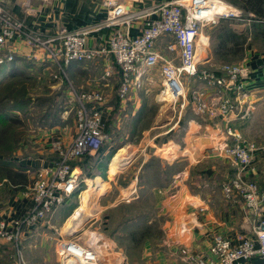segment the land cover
<instances>
[{
  "label": "built area",
  "instance_id": "2783aa9c",
  "mask_svg": "<svg viewBox=\"0 0 264 264\" xmlns=\"http://www.w3.org/2000/svg\"><path fill=\"white\" fill-rule=\"evenodd\" d=\"M103 5L108 13L100 22L44 32L30 27L23 18L0 3V61L14 60L15 48L21 42L29 48L30 57L49 62L55 72L68 77L67 68L71 64L104 57L111 61L105 69V78L119 70L121 105L140 85L145 73L159 67L162 76L159 100L168 101L179 118L188 108L196 114L210 113L213 107L209 97L212 92H217L220 95L218 111L229 122L235 97L244 88L249 70L243 63L225 64L221 70L201 66L208 58L204 29L233 12L226 0H170L140 9L118 0H105ZM139 20L141 32L134 34L132 29ZM103 29L109 31L106 41L91 45V34ZM164 37L169 40L163 51L158 42ZM65 93L74 113L72 141L66 143L61 138H51L50 146L58 158L54 166L43 167L34 179L31 207L20 217L0 218V243L11 244L13 264H30L24 254L23 242L49 216L67 205L84 182H88L89 173L96 172V167L110 152L104 151L106 142L115 143L112 149L116 147V134L105 131V94L98 89L88 90L75 85L67 87ZM222 149L239 169L237 176L222 183L223 195L227 200L239 197L244 207L256 214L258 221L252 232L240 235L237 242L219 235L206 253L182 252L190 255L188 260L195 264H234L256 255L264 264V216L261 214L264 186L243 177L246 172L255 170L254 153L258 145L243 139L233 126L228 125ZM86 155L95 159L83 166L81 162ZM61 243V264H98L101 254L94 244L81 243L75 238Z\"/></svg>",
  "mask_w": 264,
  "mask_h": 264
},
{
  "label": "crops",
  "instance_id": "0c3cea01",
  "mask_svg": "<svg viewBox=\"0 0 264 264\" xmlns=\"http://www.w3.org/2000/svg\"><path fill=\"white\" fill-rule=\"evenodd\" d=\"M118 1L126 2L134 9H140L170 0ZM104 2L105 0H0V3L23 18L30 27L44 32L80 28L100 22L108 13ZM227 2L233 8V12L221 18L228 19L229 28L240 35L237 37L240 42L236 46L238 56L225 60L227 62L214 60L215 42L212 34L221 18L217 23L206 26L204 35L208 55L205 63L211 64L210 69L221 70L225 64L243 63L249 70L244 88L235 97L229 122L222 118L218 111L220 95L217 92H212L209 97L213 107L210 113L195 115V112L188 108L183 116L186 123L185 128L183 127L184 133H181L179 138H169V141L163 142L162 146L157 148L145 146L138 166V172L141 170L144 177L142 184L140 182L139 185L132 186L133 196L126 201L127 212L136 208L131 213L139 217L138 221L141 220L144 229L157 228L165 231L159 243L155 241V244H152L151 238L146 239L144 243L146 248L159 246L155 254L164 262L176 264L179 261L177 255L181 258L183 250L192 254L206 253L213 239L219 235L237 242L240 235L252 232L258 221L256 214L248 211L239 197L227 200L223 195L222 183L237 176L239 169L224 154L222 148L226 143L228 125L233 126L243 139L255 142L258 145L254 153L255 170L246 172L243 177L256 180L264 186V17L259 16L255 10L243 8L242 3L236 4L232 0ZM139 22L140 20L132 29L134 34L141 32ZM108 34V29L95 31L91 34L89 43L100 45L106 41ZM168 40V37L159 40L158 47L164 51ZM231 46L232 42H227L226 51L234 53L229 50ZM15 49L14 63L21 64L27 59L40 63L30 57L29 48L23 43L18 42ZM110 62L101 57L93 61L73 63L77 67L69 66L68 73L70 77L77 79L78 87L103 90L107 98L105 116L107 118L114 116L116 120V124H113L115 135L120 133L118 128L123 123L120 121H124L126 115L131 117L133 122L137 119L142 104L140 90L150 78H145L144 75L140 85L132 90L126 103L121 105L118 97L119 70L116 69L111 77H104L105 69ZM43 63L40 64L44 65ZM153 69L160 72L159 67ZM148 127L142 132L144 133ZM64 130H66L64 127L61 129L58 126L48 130L40 129L30 136L31 144L23 142L17 144L15 158L0 159V168L10 166L12 170L11 177L7 173L0 174V218L20 217L31 207L30 194L34 179L43 167L54 166L58 158L50 146L51 138L61 134L60 137L63 136L66 143L72 141ZM120 139L123 141V138ZM131 143L134 142L122 145ZM117 153L111 156L112 159L109 157L111 160L108 166H114L119 158L116 157ZM88 192L84 193L87 197ZM81 197L84 201L83 193ZM131 202H135L132 208L129 206ZM138 203L143 204L139 211L136 207ZM122 210L120 204L112 207L114 215L121 214ZM131 213L129 214L132 217ZM261 214L264 216V203ZM127 222H132V218ZM154 223L162 225L155 227ZM47 224L36 227L35 231L43 229V225L48 227ZM30 239L31 237L27 238L28 242L24 246L27 261L30 264L46 263L48 258L45 253L39 256V260L32 257L34 247L38 246V250L41 251L43 245L29 244ZM113 239L117 241L116 238ZM31 249L33 251L30 256ZM148 249L150 254L153 253L151 247ZM185 257L188 259L186 255ZM13 263L14 251L11 244L1 242L0 264ZM234 264L262 263L260 257L256 255L250 259L238 260Z\"/></svg>",
  "mask_w": 264,
  "mask_h": 264
},
{
  "label": "rangeland",
  "instance_id": "374dc122",
  "mask_svg": "<svg viewBox=\"0 0 264 264\" xmlns=\"http://www.w3.org/2000/svg\"><path fill=\"white\" fill-rule=\"evenodd\" d=\"M37 61L44 62V65L31 59L24 60L21 64L20 62L14 63L12 60L10 63L15 64L16 68L10 69L9 62L0 61V140L4 139L5 142L0 144V159L15 158L17 144L20 142L31 144L30 136L40 129L48 130L57 126L62 129L64 127L69 139H73L75 135L74 113L66 99L65 89L70 85L77 86V79L70 77L69 67L67 68L68 77L65 76V78L62 72L52 71L54 66L46 68L45 66H51L49 62ZM71 65L77 67L75 64ZM201 66L206 69L212 68L211 64L205 62ZM144 77H149L150 81H146L140 90L142 104L139 108L141 114L139 113V118L137 117L138 123L135 124V121L132 122L133 119L126 115V119L120 121L123 122L118 128L120 133L116 134V147L120 148L114 151L117 149L116 147L112 149L115 143L110 144L109 141L106 142V148L104 147L107 154L111 152L110 157L121 150V155L114 166H108L112 157L109 159V156H106L105 159L108 157L105 160L107 161L106 166L100 173L98 174L97 171L89 173L88 182L82 184L69 204L61 207L41 223V225L48 223V227L43 225V229L36 231L34 229L28 236L31 237L29 244L42 243L41 251L38 250V246L34 247L32 255L39 260V256L45 253L48 259L42 264H61V242L74 238L81 243L86 242L98 247L101 254L98 264H174L164 262L156 256L155 253L160 248L159 246L148 245V248L151 247L153 250L151 254L149 249L144 247L146 239L149 238L152 244H155V241L159 243L165 231L157 228L144 229V224L141 220L138 221L139 217L131 213L136 210L132 208L135 202L129 205L132 208L129 212L132 215V222L126 220V216L130 214L126 212L127 208L124 206L128 205L126 201L133 196L131 195L132 186L139 185L140 182L142 184L144 178L141 170L138 172V166L145 146L161 147L163 142L169 141V138H179L181 133H184V124L186 126L183 121L186 110L180 119L168 101L159 100L162 88L160 72L150 69ZM110 118H105L106 123ZM113 120L116 124V120ZM146 127L148 128L143 133ZM128 133L129 137H127ZM60 136L54 137L63 139V136ZM120 138H123V141ZM126 142L134 143L122 145ZM85 189H89V198L87 197L86 202L81 197ZM119 204L123 211L119 215H114L112 207ZM136 207L139 211L143 204L138 203ZM153 225L158 227L162 224L154 223ZM133 235L137 238H133ZM113 238L117 241H113ZM23 245L25 246L26 243ZM32 251V249L29 251L30 256ZM24 254L27 258L25 251ZM183 254L182 257L179 252L181 258L177 255L179 261L176 264H195Z\"/></svg>",
  "mask_w": 264,
  "mask_h": 264
},
{
  "label": "trees",
  "instance_id": "16d2710c",
  "mask_svg": "<svg viewBox=\"0 0 264 264\" xmlns=\"http://www.w3.org/2000/svg\"><path fill=\"white\" fill-rule=\"evenodd\" d=\"M232 1L234 3H236V4L237 3H242L243 8L255 10V12L259 16L264 17V0H232ZM229 24L230 23H229V20L228 19L221 18L220 21H219V23H218V25H217V28L214 30V33L212 34V39L215 42L214 47H213L214 60L215 61H218V62H227L225 60H227V59L231 60V59H234V57L238 56V54H237L238 53V51H237L238 48H236V46L240 42V40L237 38L240 35H238L237 33L233 32L229 28ZM227 42H232V46L229 48V50L232 51V52H234V53H230L228 50L226 51V49H227ZM229 64H231V63H229ZM8 65H10V67H9L10 69H12L13 67L16 66L13 63H8ZM114 118H115L114 116L112 117V119L110 118V120H108L107 123H106V125H105V131L108 134H110V135H114V132H113V124H114V120L113 119ZM134 121H135L134 123L136 124V123H138L139 119H135ZM3 143H5L4 142V139L3 140H0V144H3ZM110 155H111V152L108 154V156L110 157ZM94 159H95L94 156L86 155L83 158L81 164L83 166H87ZM107 159H108V157H107ZM107 159H105V160H107ZM105 160L102 161V162H100L99 165L96 167V171L98 172V174L100 173V171L102 170V168H104V166H106L107 161L105 162ZM10 168H11L10 166H3L2 168H0V172L2 174L7 173L8 176L11 177L12 170ZM75 195H77V192L74 194V196ZM124 207L127 208V206H124ZM130 218H132L130 215H127L126 216V220L127 221ZM135 235L139 237L138 234L135 233ZM135 235H133V238H137ZM26 241H27V239L23 243H26Z\"/></svg>",
  "mask_w": 264,
  "mask_h": 264
},
{
  "label": "bare ground",
  "instance_id": "6f19581e",
  "mask_svg": "<svg viewBox=\"0 0 264 264\" xmlns=\"http://www.w3.org/2000/svg\"><path fill=\"white\" fill-rule=\"evenodd\" d=\"M119 155H121V150L120 151H118V153H117V155H116V157H119ZM89 191V189H85V190H83L82 191V193H83V195H84V202H86L87 201V195L86 194H84V193H87ZM81 193V194H82ZM89 198V197H88ZM85 204V203H84ZM79 212V211H78ZM76 217V216H75ZM74 220V219H73Z\"/></svg>",
  "mask_w": 264,
  "mask_h": 264
},
{
  "label": "water",
  "instance_id": "95a60500",
  "mask_svg": "<svg viewBox=\"0 0 264 264\" xmlns=\"http://www.w3.org/2000/svg\"><path fill=\"white\" fill-rule=\"evenodd\" d=\"M32 10H34V9H32ZM32 10H31V11H32Z\"/></svg>",
  "mask_w": 264,
  "mask_h": 264
}]
</instances>
